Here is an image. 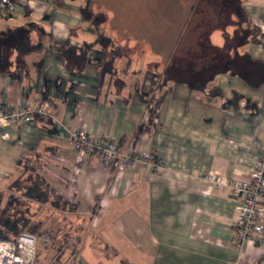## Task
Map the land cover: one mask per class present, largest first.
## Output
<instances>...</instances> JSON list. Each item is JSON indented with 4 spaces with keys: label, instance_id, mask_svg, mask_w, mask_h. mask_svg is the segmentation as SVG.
<instances>
[{
    "label": "crops",
    "instance_id": "crops-1",
    "mask_svg": "<svg viewBox=\"0 0 264 264\" xmlns=\"http://www.w3.org/2000/svg\"><path fill=\"white\" fill-rule=\"evenodd\" d=\"M11 1L12 10L0 7V40L23 30L34 48L20 63L15 51L0 61V105L48 100L57 120L7 129L8 139H0V189L26 159L74 215L99 233L110 227L145 256V264H264V245L233 242L237 202L231 189L264 148V0L237 2L248 34L238 48L239 72L216 74L205 92L168 82L155 105L138 93L158 97L159 72L171 66L185 22L174 45L150 57L146 41L118 36L107 16L92 30L81 13L86 1L94 7L90 0ZM102 31L124 55L95 44ZM210 41L222 46V31H212ZM62 47L73 53L61 55ZM214 87L217 96L210 95ZM75 129L113 139L121 150H146L150 161L102 164L80 155L68 144ZM209 173L229 185L214 187Z\"/></svg>",
    "mask_w": 264,
    "mask_h": 264
},
{
    "label": "trees",
    "instance_id": "trees-1",
    "mask_svg": "<svg viewBox=\"0 0 264 264\" xmlns=\"http://www.w3.org/2000/svg\"><path fill=\"white\" fill-rule=\"evenodd\" d=\"M214 1V7L220 5L217 18H221L223 12L225 21L219 27L214 26L210 32L202 33L199 45L191 50L187 47L185 55L171 56V66L160 71L158 86L160 92L158 97H146V94L139 92L143 102H152L155 105L163 96L168 82H184L192 90L205 92L207 84L220 72L237 73L240 71L241 63L237 61L238 48L248 36L247 31L242 29L241 16L238 14V0ZM217 3V4H216ZM216 4V5H215ZM81 13L85 20L92 25V30L100 28L106 21V15L101 10H94L86 1L81 6ZM233 31H227V27ZM222 31L223 44L216 47L211 44L210 35L214 30ZM9 40H0V61L16 53V62L20 63L26 52L34 47L29 44V36L23 30H18L8 37ZM95 44L100 45L104 52L110 55H124V50L117 44V41L105 32H101ZM73 53L71 48L62 47L61 55ZM176 60V64L174 63ZM0 66H3L0 62ZM1 68V67H0ZM210 95H219V90L214 87ZM19 174L14 177L4 188L0 189V238L16 239L21 232H30L38 238L46 235L50 240L49 244L37 245L35 264H67L66 260L76 249L75 240H79L81 234L87 231L80 217L74 215V208L66 201H62L48 181L37 171V168L30 165L26 159L19 162ZM36 209L32 210V207ZM48 212L46 217L41 215ZM39 214V215H38ZM60 217L59 225L53 226L48 222L50 216ZM77 219L80 223L73 225L71 220ZM57 220V219H55ZM77 221V222H78ZM88 226V225H87ZM119 264H130L127 259H122Z\"/></svg>",
    "mask_w": 264,
    "mask_h": 264
},
{
    "label": "rangeland",
    "instance_id": "rangeland-1",
    "mask_svg": "<svg viewBox=\"0 0 264 264\" xmlns=\"http://www.w3.org/2000/svg\"><path fill=\"white\" fill-rule=\"evenodd\" d=\"M90 2L94 10H101L106 14L108 17L106 23L110 28L119 31L118 36L139 37L146 41L150 57L152 55L161 57L174 45L179 27L184 25L183 22L185 25L180 37L182 42L176 50L175 57L185 55L184 49L187 47L199 50L202 33L210 32L214 26L219 27L222 24L218 25L220 19L226 20L223 12L221 18H217L220 5L214 7L213 0H90ZM218 2L221 0H217ZM174 63L176 64V60ZM141 66L137 67L139 69L137 74L142 72ZM34 209L36 206L32 207V210ZM47 215L48 212L41 216ZM50 217L47 221L52 222L53 226L61 222L60 217L55 215ZM77 221L74 218L71 220L73 225L80 223ZM83 224L87 231L81 234L78 241L75 240L76 250L68 256L67 264H119L122 259H127L130 264H145V256L137 254L127 243L118 239L115 233L110 232V227L104 234L99 233L88 222ZM52 238L45 234L41 235L38 246L49 244Z\"/></svg>",
    "mask_w": 264,
    "mask_h": 264
},
{
    "label": "built area",
    "instance_id": "built-area-1",
    "mask_svg": "<svg viewBox=\"0 0 264 264\" xmlns=\"http://www.w3.org/2000/svg\"><path fill=\"white\" fill-rule=\"evenodd\" d=\"M0 7L7 11L14 8L11 0H0ZM44 119L56 121L50 101L31 105L28 100L19 107L0 105V139H8L7 129L13 124H30ZM68 144L80 155L96 156L102 164L128 165L134 161L147 162L146 150H121L117 142L107 137H95L85 129L69 133ZM150 161V160H149ZM151 165L159 163L152 160ZM214 187L229 185L226 177L207 176ZM232 194L237 202V218L233 225V242L244 244L254 242L264 245V148L258 153L248 176L231 184ZM40 239L33 233L21 232L16 239L0 238V264H35L36 246Z\"/></svg>",
    "mask_w": 264,
    "mask_h": 264
}]
</instances>
